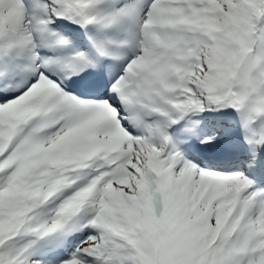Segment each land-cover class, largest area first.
<instances>
[{"label":"snow or ice","instance_id":"snow-or-ice-1","mask_svg":"<svg viewBox=\"0 0 264 264\" xmlns=\"http://www.w3.org/2000/svg\"><path fill=\"white\" fill-rule=\"evenodd\" d=\"M0 264H264V0H0Z\"/></svg>","mask_w":264,"mask_h":264}]
</instances>
